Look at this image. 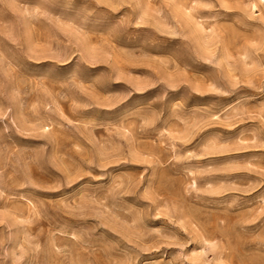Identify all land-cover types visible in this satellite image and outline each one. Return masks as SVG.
I'll use <instances>...</instances> for the list:
<instances>
[{"label": "rangeland", "instance_id": "1", "mask_svg": "<svg viewBox=\"0 0 264 264\" xmlns=\"http://www.w3.org/2000/svg\"><path fill=\"white\" fill-rule=\"evenodd\" d=\"M0 264H264V0H0Z\"/></svg>", "mask_w": 264, "mask_h": 264}]
</instances>
